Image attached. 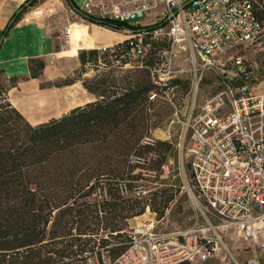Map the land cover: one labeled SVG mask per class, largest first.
<instances>
[{
  "label": "trees",
  "instance_id": "1",
  "mask_svg": "<svg viewBox=\"0 0 264 264\" xmlns=\"http://www.w3.org/2000/svg\"><path fill=\"white\" fill-rule=\"evenodd\" d=\"M255 14L264 24V9ZM81 17L114 31L140 32L139 56L146 45L159 48L157 56L150 50L142 69L121 83L98 73L90 80L68 77L55 83L80 80L96 98L38 124L11 104L7 93L18 78H5L0 70V264H86L90 258L115 264L131 241L129 220L146 209L163 217L180 193L177 177L168 187L143 190L161 182V167L173 156L172 144L153 138L154 125L145 122H152L146 103L157 88L151 66H159V52L171 42L166 35H153L163 22ZM136 41L130 36L102 49L78 50L80 73L116 67L118 59L124 64ZM43 67L40 59L29 61L32 76ZM247 78L240 77L238 86Z\"/></svg>",
  "mask_w": 264,
  "mask_h": 264
},
{
  "label": "built area",
  "instance_id": "2",
  "mask_svg": "<svg viewBox=\"0 0 264 264\" xmlns=\"http://www.w3.org/2000/svg\"><path fill=\"white\" fill-rule=\"evenodd\" d=\"M186 1L86 0L82 11L135 25L162 21L153 35L186 41L201 58L199 69L214 68L222 55L263 35V25L255 14L259 0H192L183 8ZM149 13L151 21L141 23L139 19ZM70 32V25L60 29L63 42H68ZM140 35H132L137 41L129 58L143 53ZM172 56L169 48L159 52L160 64L154 69L159 75L153 79L157 86L167 84L170 77L164 76L171 72ZM233 63L240 77L247 76L241 57ZM116 65H123L121 59ZM187 129L190 177L198 198L223 222L222 227L235 226L246 238L257 239L264 230V224L258 225L264 222V89L225 83L222 90L192 107ZM199 242L195 234L169 237L134 228L128 248L115 264L191 261L200 253ZM260 247L264 251V239ZM247 264L259 263L251 258Z\"/></svg>",
  "mask_w": 264,
  "mask_h": 264
},
{
  "label": "rangeland",
  "instance_id": "3",
  "mask_svg": "<svg viewBox=\"0 0 264 264\" xmlns=\"http://www.w3.org/2000/svg\"><path fill=\"white\" fill-rule=\"evenodd\" d=\"M62 2L65 9L69 11L65 1L62 0ZM78 7L82 9L83 4L82 6L78 5ZM27 9L35 10V15L44 16L54 27L61 24L60 21L63 20L61 16H64V21H67V18H70L71 21V18L76 17L77 13L75 11H69L67 12L68 14H65L58 0H36L34 4L28 6ZM151 16L152 13H149L141 17L139 21L145 24L151 21ZM79 17L80 16L77 14V19ZM73 24L76 23H72V25ZM123 33L126 37H132L133 35V33L128 31H124ZM263 39L264 30L260 40L222 55L220 61L216 63V66L209 69H199L201 58L195 55L186 41H171L169 46L173 55L170 68L171 72L164 76H169L170 78L166 80L167 84L161 87L154 84L157 88L149 95V102L146 103V106L151 107L148 109V117L149 119L150 117L152 118V122H150L148 118L145 119V122L154 125V128L151 130V136L153 138L166 140L172 144L173 156L169 157L161 167L162 173L159 176L161 182L158 183V181H155L147 184L143 189L145 190L144 193L159 187H168L176 177L179 178L181 189L177 198L170 204V207L166 210L163 217L157 218L154 213L146 209L142 215L130 219L129 226L132 230L134 228H143L158 235L169 237H182V235L189 234L197 235L200 241L198 243L200 246V253L206 254V258H201L199 253L191 261H182L177 264H247L246 260L251 255L255 247L254 245L262 238H246L243 232L235 226L222 227L223 222L213 211L208 209L200 198H198L192 187L188 166L187 121L192 107L201 105L205 99L222 90L225 83H229L231 86L232 84L238 86L240 83V76L233 63V59L236 57L242 58L246 68L248 77L246 79V84L249 87L264 89ZM60 41L61 44L58 45L57 48L64 57H72L78 52V49L67 52L69 48H74V44L71 43L68 48H64L65 42L62 40ZM158 49L159 48L146 45L145 55L130 57L123 65L110 68H98L97 72L88 70L87 74L84 75L80 73L81 68L78 67L69 77H71V79L82 77L90 80L95 73H98L97 75L99 78L108 76V79L111 80L113 77L117 79V83H121L124 80L131 79L137 73H133L134 70L137 68L142 69V60L145 57H149L150 50L152 51V55L155 53L153 51H156V57ZM192 60H194V64ZM151 71L155 75L154 80H157L159 74L154 70L153 66H151ZM68 80H70L68 77L56 80L51 82L50 86H55V83L63 84ZM8 82L7 79L3 80L4 84ZM69 94H71L69 103H74L75 94L73 92ZM7 97L9 99L8 93ZM65 109H67V107ZM146 139L147 138H144L143 141H146ZM210 224L212 226H210ZM204 237H206L205 240L209 241V243L205 242ZM86 264L98 263L95 259L90 258Z\"/></svg>",
  "mask_w": 264,
  "mask_h": 264
},
{
  "label": "crops",
  "instance_id": "4",
  "mask_svg": "<svg viewBox=\"0 0 264 264\" xmlns=\"http://www.w3.org/2000/svg\"><path fill=\"white\" fill-rule=\"evenodd\" d=\"M26 1L0 0V39H2L0 44V70L3 71L5 78L10 76H16L18 78L16 85L8 90L11 104L31 124H38L53 117H59L71 108L95 100L96 98L83 87L80 80L60 87L50 86V83L53 81L71 76L74 70L79 67L78 52L72 57H64L57 48L61 44L60 40L62 36L59 31L63 26H72V34H70L71 36L69 35V40L63 47L68 48L72 43L74 44V48H69L67 52L82 48L102 49L121 42L127 37L123 33L126 30H111L96 23L89 22L78 13H76V17L71 18L72 22L70 18L64 21V16H61L63 19L60 21L61 24L54 27L44 16L35 15V10H28L29 8H26L22 13L20 12L19 18L9 25V21L17 9ZM58 1L64 9L65 14H68L67 12L69 11H75L70 1H72L75 8H79L78 5H84L86 0H64L69 11L65 9L62 0ZM258 7L264 9V0H259L256 11ZM77 14L80 16L78 19ZM72 23L76 24L72 25ZM77 36L85 37L87 43L83 46H77ZM57 53L58 55L56 56ZM31 59H40L44 62V67L37 76H32L30 73L29 61ZM65 92H73L75 94L74 103L62 112L56 113V109L58 108L55 110L52 109L54 104H49L50 99L48 101L45 98ZM42 97L45 98L43 99ZM31 104H34L33 108H29ZM262 224H264L263 221L258 223V225ZM263 232L264 230L262 228V234L260 236L262 238L256 242L251 255L246 261L255 258L259 264H264V251L260 247V243L264 239Z\"/></svg>",
  "mask_w": 264,
  "mask_h": 264
},
{
  "label": "bare ground",
  "instance_id": "5",
  "mask_svg": "<svg viewBox=\"0 0 264 264\" xmlns=\"http://www.w3.org/2000/svg\"><path fill=\"white\" fill-rule=\"evenodd\" d=\"M72 34V28H71V33ZM71 36V35H70ZM81 38V39H80ZM87 43V39L83 36H77L76 37V45L77 46H83ZM71 94L69 93H61L59 95H56V96H51V97H42L43 99H47L49 101L50 99V102H48L49 104L52 103L54 104L52 109H56V113H60L62 112L66 107H68L70 104H72V102L69 103V100L71 99ZM40 99V98H39ZM40 101V100H39ZM60 101H61V104H60ZM34 104H31L29 105V108H33ZM63 106H66V107H63Z\"/></svg>",
  "mask_w": 264,
  "mask_h": 264
},
{
  "label": "water",
  "instance_id": "6",
  "mask_svg": "<svg viewBox=\"0 0 264 264\" xmlns=\"http://www.w3.org/2000/svg\"><path fill=\"white\" fill-rule=\"evenodd\" d=\"M32 1H33V0H27L26 2H24V3H23V4L17 9V11L15 12L14 16L10 19V21H9V25H11V24L14 22L16 16H17L20 12H22L24 8L28 7ZM191 2H192V0H187V1L183 4V8L187 7ZM74 9H75V11H76L79 15H81V16H83V17H86V16H87L82 10H79V9H77V8H75V7H74ZM126 31L132 33L131 30H128V29H127ZM1 40H2V39H0V44H1Z\"/></svg>",
  "mask_w": 264,
  "mask_h": 264
}]
</instances>
